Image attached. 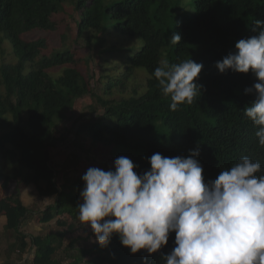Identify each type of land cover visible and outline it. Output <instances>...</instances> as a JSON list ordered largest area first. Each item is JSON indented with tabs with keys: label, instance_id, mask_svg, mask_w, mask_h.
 <instances>
[{
	"label": "trees",
	"instance_id": "trees-1",
	"mask_svg": "<svg viewBox=\"0 0 264 264\" xmlns=\"http://www.w3.org/2000/svg\"><path fill=\"white\" fill-rule=\"evenodd\" d=\"M66 1L80 14L70 44L56 19ZM256 20H264V0H0V45L9 40L13 53V59L5 61L1 49L0 188L22 181L43 196L49 185H56L50 148L59 141L57 121L66 120L75 102L87 96L96 119L81 123L77 133L114 152L118 146L129 149L119 156L138 165V174L150 170L147 158L154 153L187 157L197 146L205 182L245 155L264 169L257 127L243 111L254 99L245 88L256 78L251 71L221 74L215 66L236 51L238 40L257 34ZM32 32L41 34L27 38ZM49 34L60 35V45H53ZM173 34L181 36L177 45L169 41ZM79 41L89 55H96L98 91L92 76L78 67ZM190 58L203 64L195 81L203 85L201 95L172 111L170 96L161 92L154 70L165 60L175 64ZM114 160L103 170H114ZM83 187L77 178L58 190L60 195L46 211L53 219L68 213L73 222L67 227L58 219L67 229L45 235L27 236L21 226L31 210L16 195L3 199L6 233H15L11 247L21 252L35 248L32 264H164L163 254L175 246L174 232L168 244L151 255L143 249L132 254L115 234L107 247L97 241L80 245V236L67 238L77 229ZM51 218L40 219L49 223Z\"/></svg>",
	"mask_w": 264,
	"mask_h": 264
},
{
	"label": "clouds",
	"instance_id": "clouds-1",
	"mask_svg": "<svg viewBox=\"0 0 264 264\" xmlns=\"http://www.w3.org/2000/svg\"><path fill=\"white\" fill-rule=\"evenodd\" d=\"M253 35L240 39L235 52L216 61L223 74L251 71L256 81L245 88L254 99L243 109L257 127L258 145L264 147V20H256ZM179 34L170 37L177 45ZM203 68L191 58L156 67L160 90L170 96V110L192 104L203 85L195 83ZM190 155L167 157L157 152L147 158L150 170L138 174V165L125 156L114 160V170L89 167L81 179L78 219L90 226L95 240L107 247L113 235L132 254L151 255L169 242L164 264H264V169L259 161L241 156L214 180L205 182L203 167ZM146 259V258H145Z\"/></svg>",
	"mask_w": 264,
	"mask_h": 264
},
{
	"label": "rangeland",
	"instance_id": "rangeland-1",
	"mask_svg": "<svg viewBox=\"0 0 264 264\" xmlns=\"http://www.w3.org/2000/svg\"><path fill=\"white\" fill-rule=\"evenodd\" d=\"M79 18V12L74 9L69 1H66L64 10L56 16L59 23V30L67 34V43L69 44L72 43L77 36L76 20ZM40 34V32H32L27 34V38H36L40 36ZM43 35H45V33ZM49 36L53 45H60V35L49 34ZM79 44L77 55L82 61L79 62L78 67L84 75H88L89 77L92 76V80H94V89L98 91L100 89V84L97 82L99 66L97 64L96 55L93 57L89 55V49L84 46V42L79 41ZM10 45L11 43L7 39L0 45V62L3 61L1 55L2 48H4L7 55L5 61L13 59ZM142 79L143 76H140V80ZM91 103L92 100L90 96L76 101L72 110L66 114L68 116L66 120L57 121V136L59 141L55 147L50 148V163L57 171L55 178L56 185H49L46 195L39 200L32 202L35 193L30 194V203L28 207L32 213L21 226V230L27 236L45 235L49 232L67 229L68 224L73 222L72 217L68 215V213H63L53 219L51 218L52 215L46 211L48 205L55 203L56 198H58L61 193L59 191L60 189L62 190L61 187L63 184L69 183L71 185L77 178L81 179L82 175L86 173L89 167L104 169L112 164L113 160L119 157L121 153L130 151L127 148L118 146L114 152L111 148L93 144L87 134L77 133V128L81 123L91 122L96 119V114H93L90 108ZM1 162L4 164V161ZM5 193L6 191L0 193V197L4 196ZM41 216H48L51 220L49 223H43L40 219ZM58 219L67 222V227L65 225H60L57 221ZM77 236L82 238L78 242L80 245H91L93 241H96L90 226L84 228V225H82L80 221L77 222V229L70 231L67 238ZM5 237L7 241L4 238L0 243V248L2 250L5 249L4 251H8L12 249V256L17 262L23 261L22 264L33 263L35 248H28L25 252H21L18 248L11 247L8 243L12 239V244L15 243V233L8 232ZM4 262L5 261L2 263L4 264Z\"/></svg>",
	"mask_w": 264,
	"mask_h": 264
},
{
	"label": "crops",
	"instance_id": "crops-1",
	"mask_svg": "<svg viewBox=\"0 0 264 264\" xmlns=\"http://www.w3.org/2000/svg\"><path fill=\"white\" fill-rule=\"evenodd\" d=\"M4 191H6V193L4 194V196L0 197V243H1L2 239H4V238H5V240L7 239L5 237V235H6L5 225L7 223V213H6V210L2 209L1 201L3 199H5L6 197H13V195H16L28 207L29 203H30V194L31 193H35L34 200H32V202L35 200H39L42 197L44 198V195L41 196L34 185L26 186L22 183V181H19L18 183L17 182L10 183L9 187L6 190L0 188V193H2ZM53 204H50V205H53ZM12 242H13V239L10 242H8L10 246L12 245ZM0 247H1V245H0ZM4 250L5 249L2 250L0 248V264H3L2 263L3 261H5L4 264H18V263L22 264L23 261L17 262L14 260V258L12 256V254H13L12 249H9L8 251H4Z\"/></svg>",
	"mask_w": 264,
	"mask_h": 264
}]
</instances>
